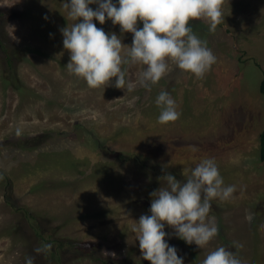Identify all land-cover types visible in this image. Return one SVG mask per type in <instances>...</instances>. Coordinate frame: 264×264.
<instances>
[{"label":"rangeland","instance_id":"374dc122","mask_svg":"<svg viewBox=\"0 0 264 264\" xmlns=\"http://www.w3.org/2000/svg\"><path fill=\"white\" fill-rule=\"evenodd\" d=\"M64 2L0 0L3 38L25 56L17 65L22 87L15 89L5 82L10 70L0 49V264H25L28 257L48 264L38 259L22 210L57 229L61 240L83 245L61 251L62 264H148L132 228L149 214L151 192L167 187L153 170L183 183L184 170L204 158H213L225 185L236 187L230 200L211 202L218 235L199 249L166 226L168 243L184 264H203L220 246L264 264V0H225L224 22L214 30L206 20L191 22L216 56L202 80L168 61L169 73L149 91L137 83L144 66L122 49L126 79L137 83L131 92L89 88L69 70L60 30L73 21ZM97 27L131 46L132 34L119 25L106 19ZM161 91L181 112L166 125L158 123ZM47 132L54 134L39 138ZM111 153L138 160H112Z\"/></svg>","mask_w":264,"mask_h":264},{"label":"clouds","instance_id":"9594fccd","mask_svg":"<svg viewBox=\"0 0 264 264\" xmlns=\"http://www.w3.org/2000/svg\"><path fill=\"white\" fill-rule=\"evenodd\" d=\"M224 3L225 0H65L63 6L73 21L70 27L60 30L63 49L70 54L67 67L89 88L103 91L106 86H113L131 92L137 83L150 91L151 85L169 73L168 61L202 80L216 63V56L190 25L192 21L206 20L214 30L224 22ZM106 19L119 25L122 33L132 34L131 46L123 45L115 33L97 27V23L104 25ZM138 21L142 27L137 26ZM124 48L132 62L144 66L137 83L126 79L122 65L129 60L121 55ZM156 105L160 109L158 123L166 125L180 119L177 103L167 91L159 93ZM184 172L188 178L183 183L171 174L164 175L167 187L150 194L149 214L133 221L141 259L148 264H184L177 248L166 239V226L185 244L206 247L219 232L215 217L209 215L211 202L230 200L236 192L234 185H225L213 158H204ZM246 219L251 221V214ZM235 243L240 245L243 241L236 239ZM51 248L52 244L47 243L35 252L47 253ZM25 264H34V258L28 257ZM203 264L255 262L220 246L209 252Z\"/></svg>","mask_w":264,"mask_h":264},{"label":"trees","instance_id":"16d2710c","mask_svg":"<svg viewBox=\"0 0 264 264\" xmlns=\"http://www.w3.org/2000/svg\"><path fill=\"white\" fill-rule=\"evenodd\" d=\"M1 28V27H0ZM3 30L1 31L0 29V49L3 51L4 53V62H5V66L7 67L9 71V73L7 72V76L5 79V82L7 84H10L13 88L15 89H21V84L19 81V78L17 76V65L19 62V58H24V54H22V52L19 49H15L14 47L8 45V42L4 39L5 36L3 34ZM4 37V38H3ZM259 92L262 95L263 99H264V76L262 78V80L260 81V85H259ZM54 133L53 132H47L46 134H41L39 137L40 139H42L44 136H52ZM260 160L261 162L264 163V130L260 135ZM110 158H112V160H120V161H124V160H138L134 155L133 156H126L122 153H111ZM154 172L153 175L156 178H162L164 177V174H160V172H156L155 170H153ZM158 176V177H157ZM11 189V187H9ZM152 193V192H151ZM9 196L6 195V198H8ZM23 213L24 219L25 221L30 225V227L32 228L33 232H32V244H35L37 247L42 246L43 244H47L50 243L52 244V248L49 252L47 253H42L39 254V260H43V261H48V264H62L61 261V254L60 252L63 250H67V249H72V250H82L83 249V245H80L79 243L75 242V241H70V240H61L60 238L57 237L56 232L57 229L53 230L51 228H46L43 225H41V221L38 220L34 215H32L31 213L22 210L21 211ZM43 258V259H42ZM96 261L99 262L100 259L96 258ZM102 262V261H100ZM105 264H111L112 261H104ZM36 264V262L34 263ZM41 264V263H40Z\"/></svg>","mask_w":264,"mask_h":264}]
</instances>
